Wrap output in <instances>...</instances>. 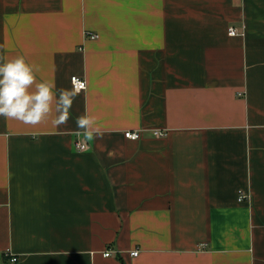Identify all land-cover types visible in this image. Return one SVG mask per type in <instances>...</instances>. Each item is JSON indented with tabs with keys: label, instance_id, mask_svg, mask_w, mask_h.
<instances>
[{
	"label": "crops",
	"instance_id": "obj_1",
	"mask_svg": "<svg viewBox=\"0 0 264 264\" xmlns=\"http://www.w3.org/2000/svg\"><path fill=\"white\" fill-rule=\"evenodd\" d=\"M0 55L87 83L0 117V264H264V0H0Z\"/></svg>",
	"mask_w": 264,
	"mask_h": 264
},
{
	"label": "clouds",
	"instance_id": "obj_2",
	"mask_svg": "<svg viewBox=\"0 0 264 264\" xmlns=\"http://www.w3.org/2000/svg\"><path fill=\"white\" fill-rule=\"evenodd\" d=\"M39 71L38 65L27 62L23 56L8 59L0 55V117L35 127L55 112L53 125L57 128L65 126L81 90L75 86L74 78L71 90L59 89L57 94L54 83L37 80ZM75 123L76 135L83 141L101 138L94 116L80 115Z\"/></svg>",
	"mask_w": 264,
	"mask_h": 264
},
{
	"label": "built area",
	"instance_id": "obj_3",
	"mask_svg": "<svg viewBox=\"0 0 264 264\" xmlns=\"http://www.w3.org/2000/svg\"><path fill=\"white\" fill-rule=\"evenodd\" d=\"M236 35H237L236 29L231 28L230 36H236ZM91 37H92V39H97L98 38L97 35H92ZM74 78H75V81H76L75 86L81 90L80 92L86 90L87 83H86L85 79L80 78L78 76H75ZM73 79H72V85H73ZM154 132H155V136L157 138H163L166 135L165 132H159V131H154ZM125 136H126L127 139L132 140V141L139 140L141 138V132L127 131V132H125ZM77 149H79L80 151H85V150H87V146L85 144H82V143H77ZM246 198H247V196L243 192H241L239 200L243 201ZM138 254H139V252H134V253H132V256L133 257H138ZM110 255H111V251L107 252L105 256L106 257H110ZM11 257H12L11 258L12 262H14V263L17 262L18 259L16 257H13V256H11Z\"/></svg>",
	"mask_w": 264,
	"mask_h": 264
},
{
	"label": "trees",
	"instance_id": "obj_4",
	"mask_svg": "<svg viewBox=\"0 0 264 264\" xmlns=\"http://www.w3.org/2000/svg\"><path fill=\"white\" fill-rule=\"evenodd\" d=\"M5 260H9V257L8 256H5Z\"/></svg>",
	"mask_w": 264,
	"mask_h": 264
},
{
	"label": "bare ground",
	"instance_id": "obj_5",
	"mask_svg": "<svg viewBox=\"0 0 264 264\" xmlns=\"http://www.w3.org/2000/svg\"><path fill=\"white\" fill-rule=\"evenodd\" d=\"M246 200V199H245Z\"/></svg>",
	"mask_w": 264,
	"mask_h": 264
}]
</instances>
